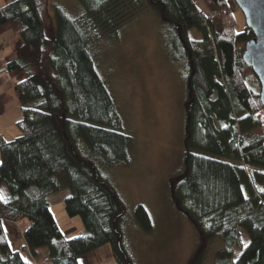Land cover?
Masks as SVG:
<instances>
[{"label":"trees","instance_id":"1","mask_svg":"<svg viewBox=\"0 0 264 264\" xmlns=\"http://www.w3.org/2000/svg\"><path fill=\"white\" fill-rule=\"evenodd\" d=\"M78 1L84 15L77 19L54 5L48 37L40 0L0 6V26L8 23L20 39L3 71L16 79L21 114L19 135H0V264H28L24 248L11 250L3 219L28 222L25 246L45 248V264H80L105 244L115 264H132L123 244L124 203L89 159L128 164L131 139L89 45L148 8L168 26L183 66V172L169 181L174 207L198 233L187 264H202L214 238L222 247L213 264H264V111L259 81L242 60L252 31L245 25L236 32L228 0H208L224 10L218 27L198 0ZM62 188L69 192L65 213L82 221L75 237L62 233L50 210L49 197ZM134 215L149 232L144 206L136 205Z\"/></svg>","mask_w":264,"mask_h":264},{"label":"rangeland","instance_id":"2","mask_svg":"<svg viewBox=\"0 0 264 264\" xmlns=\"http://www.w3.org/2000/svg\"><path fill=\"white\" fill-rule=\"evenodd\" d=\"M229 3L236 20L235 30L241 32L244 16L234 0ZM54 5L63 6L73 18L84 15L78 0H40L47 37ZM223 12L214 6L207 15L218 27ZM188 34L196 40L201 37L195 30ZM98 40L90 42L91 57L120 113L121 131L130 136V162L109 166L92 155L89 159L124 203L123 244L132 264H187L199 239L196 229L170 198L169 179L183 172L186 92L183 66L173 56L177 53L170 44L168 26L148 8L117 28L113 35ZM19 113L16 109L0 115V135L5 139L20 134L14 123ZM68 194V189L62 188L49 201L59 226L64 228L67 220L68 227L76 228L71 232V237H75L81 234L83 225L79 217H69L64 211L62 200ZM138 204L150 216L149 232L141 228L134 215ZM221 247L220 240L212 239L202 264H213V256Z\"/></svg>","mask_w":264,"mask_h":264},{"label":"crops","instance_id":"3","mask_svg":"<svg viewBox=\"0 0 264 264\" xmlns=\"http://www.w3.org/2000/svg\"><path fill=\"white\" fill-rule=\"evenodd\" d=\"M8 1L10 0H0V6ZM195 5L205 15H207V12H210L214 8V5L208 0H198L196 1ZM195 32L197 31L195 30ZM19 44H20V39L18 35L12 30L11 26L8 23L1 25L0 26V115L10 110H16V109L18 111L20 110L19 102L14 90V82L16 79H12L6 72L3 71V68L8 62V60L14 57L15 50ZM20 116H21L20 113L15 116V121H14L15 124L17 120L20 118ZM50 210L53 213L51 207ZM55 220L58 224L56 217ZM65 222H66V226H64V228H61L59 224L58 226L66 237H71L73 236L71 234V232L73 231L72 228L73 229L76 228L73 226L68 227L67 223L69 222H67V220H65ZM2 223L5 233L9 236V243L12 251L20 250L24 248V250L22 251V257L26 262H28V264H45V256L47 254V250L45 248H38L34 252H30L27 246H25L23 232L25 228L29 226L28 222L23 220L10 221L3 219ZM22 224H25V226L23 227ZM113 260L114 258L112 255L111 247L109 244H105L82 256L79 262L80 264H115V261L113 262Z\"/></svg>","mask_w":264,"mask_h":264},{"label":"water","instance_id":"4","mask_svg":"<svg viewBox=\"0 0 264 264\" xmlns=\"http://www.w3.org/2000/svg\"><path fill=\"white\" fill-rule=\"evenodd\" d=\"M252 31L242 53L243 62L259 81V98L264 111V0H234Z\"/></svg>","mask_w":264,"mask_h":264}]
</instances>
